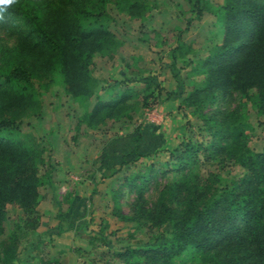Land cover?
Instances as JSON below:
<instances>
[{
  "label": "rangeland",
  "instance_id": "1",
  "mask_svg": "<svg viewBox=\"0 0 264 264\" xmlns=\"http://www.w3.org/2000/svg\"><path fill=\"white\" fill-rule=\"evenodd\" d=\"M55 1L72 9L68 0ZM74 1L94 9L99 0ZM102 1V21L118 44L111 58L93 57L94 94L101 92L100 86L113 90L130 86L136 92L131 114L90 128L76 119L91 106L94 95L71 98L58 76L38 89V113L23 116L19 128L44 147L35 205L40 223L32 230L20 229L18 253L9 264H121L114 252L122 246H146L155 238L167 241L169 222L155 227L134 214L136 190L129 180L135 184L145 180L143 206L150 207L159 190L178 177L167 170L169 154L186 140L208 138L204 121L192 105L180 100L201 77L193 71L194 64L221 38L215 7L223 0ZM21 26L16 15H3L0 44L11 45ZM148 82L149 90L153 83L160 90L152 87V95L141 106ZM230 110L244 113L247 144L259 150L264 125L255 93L217 90L215 100L203 105L201 112L217 119ZM193 171L198 184L217 176L224 183L242 167L200 158ZM21 217L18 205L6 204L3 233L20 224ZM185 264L212 263L193 252Z\"/></svg>",
  "mask_w": 264,
  "mask_h": 264
},
{
  "label": "trees",
  "instance_id": "2",
  "mask_svg": "<svg viewBox=\"0 0 264 264\" xmlns=\"http://www.w3.org/2000/svg\"><path fill=\"white\" fill-rule=\"evenodd\" d=\"M68 1L71 10L55 0H19L3 14L16 15L22 26L11 45L0 44V264L16 258L20 229L32 230L40 223L35 205L44 147L19 128L23 116L38 113V89L58 76L71 98L94 95L91 106L76 119L90 128L108 119L129 118L133 107L136 92L130 86H100L101 92L94 94L93 57L111 58L118 44L102 21L103 1L94 9ZM215 13L221 38L194 64L193 71L201 77L180 100L204 121L208 138L186 140L169 154L167 170L178 177L159 190L150 207L143 206L145 180H129L136 190L134 214L155 227L169 222L170 230L167 241L155 238L146 246L116 250L121 264H185L193 252L212 264H264V140L259 150L250 149L241 111L230 110L217 119L201 112L215 100L217 90L233 88L243 95L252 91L264 125V0H223ZM152 87L160 90L156 83ZM152 87L142 93L141 106ZM200 158L238 164L242 171L224 183L217 176L198 184L193 169ZM8 203L20 207L22 222L4 234Z\"/></svg>",
  "mask_w": 264,
  "mask_h": 264
},
{
  "label": "clouds",
  "instance_id": "3",
  "mask_svg": "<svg viewBox=\"0 0 264 264\" xmlns=\"http://www.w3.org/2000/svg\"><path fill=\"white\" fill-rule=\"evenodd\" d=\"M19 0H0V19H3V14L6 10L14 5H17Z\"/></svg>",
  "mask_w": 264,
  "mask_h": 264
}]
</instances>
